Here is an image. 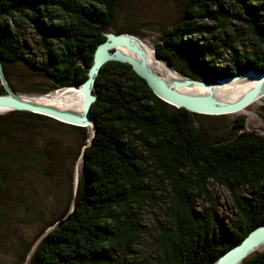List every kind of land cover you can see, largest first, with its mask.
<instances>
[{
	"label": "trees",
	"instance_id": "trees-1",
	"mask_svg": "<svg viewBox=\"0 0 264 264\" xmlns=\"http://www.w3.org/2000/svg\"><path fill=\"white\" fill-rule=\"evenodd\" d=\"M124 1L0 0V57L13 89L19 92L11 84L15 66L25 83L21 87L37 94L85 80ZM174 1L184 12L169 32L175 37L170 44L185 56H177L175 48L167 53L164 44L157 52L175 71L209 79L245 68L264 71V54L247 50L238 55L232 49L235 55L221 64L218 48L232 46L233 36L217 32L234 20L246 22L264 46V0ZM231 5L239 12L230 13ZM29 28L38 32L35 42ZM114 32L138 34L125 26ZM95 91L93 138L86 127L39 113L0 114V224L11 218V200L25 202L30 170L47 179L61 176L69 185L60 214L45 221L41 211L33 212V222H42L34 240L53 227L30 256L33 242L28 244L22 264H133L143 217L153 208L163 212V221L152 236V264H214L264 225V138L245 130L244 120H236L238 131L227 140L208 143L194 123V117L208 115L168 104L130 64L118 61L102 67ZM215 187L230 194L232 215L218 210L211 196ZM240 264H264V251Z\"/></svg>",
	"mask_w": 264,
	"mask_h": 264
},
{
	"label": "rangeland",
	"instance_id": "rangeland-1",
	"mask_svg": "<svg viewBox=\"0 0 264 264\" xmlns=\"http://www.w3.org/2000/svg\"><path fill=\"white\" fill-rule=\"evenodd\" d=\"M239 10L240 8L234 5H231L229 8V12L232 14L238 13ZM183 12L184 5L174 0H125L123 3H120L116 9L115 27L111 28V30L114 31L118 27L124 26L135 29L138 34L133 35L139 37L145 44L147 43L149 47L153 48L154 53L155 49L157 50V47L162 44H164V46L166 45L167 53H172L174 48H172L173 46H171V44L169 45V43L172 42L175 37L171 38L169 32L173 30L177 22L182 18ZM26 32L29 40L33 39L35 42L38 36L36 29L29 28ZM217 32L222 38L233 36L232 46L222 44V46L218 48V51L223 53V59H221L223 63L221 64L224 66L227 65L226 60L235 55L232 49L237 50L238 55L243 54L246 50L254 53L258 57L264 54V46L248 29L246 22L234 20L231 23H227L225 29H220ZM169 48H171V50ZM179 55L180 54L177 53V56ZM158 60L162 65L175 70L174 66H171L166 58L160 56ZM178 60L179 59L175 60V62H178ZM245 70H247V68L237 73H243ZM18 74L19 70L15 66L11 84L19 90L18 93L24 94L25 97L40 98L42 95L46 96L59 90L62 91L63 89H57L46 94L28 92L26 88L24 90V88L21 87L25 83L17 77ZM190 78L200 81L204 80L203 76L200 78ZM213 79H215V77ZM236 120H244L245 130L255 131L264 138V96L250 103L246 109L240 112L229 113L223 116L208 115L204 117H194V123L199 129L201 137L208 143L227 140L229 136L237 132L238 128L234 127ZM236 123H238V121ZM88 130L90 131L91 129L88 128ZM90 132L93 133V129ZM81 162L82 156L76 162L75 182L79 176L77 174ZM68 167L70 169V163H68L67 168ZM28 173L25 202L15 205L11 200L8 207L10 209L11 218L2 221L0 224V264H22V255L25 249L28 248V244L30 242L32 244L33 242L28 252V256H30L40 238L53 227L51 226L44 230L34 240L42 227V222H33V212L41 211L45 221H49L56 214H60L66 206L69 189L68 180L64 181L61 176L47 179L36 170H30ZM211 196L217 203L216 206L218 210L225 211L229 215H232L234 212L232 208V198L225 189L215 187L211 191ZM162 197L163 195H161V198ZM200 201L202 202V200ZM25 204L27 206H23ZM30 208L34 211H31ZM159 220L163 221V212L158 208H153L145 213L143 217L144 233L142 236V244L135 247L136 257L131 258L133 264H152V258L149 253H151L153 249L151 242L152 236ZM259 251H264V245H262ZM252 254L250 255L252 256ZM247 258H249V256ZM26 262L27 261H25L24 264H26Z\"/></svg>",
	"mask_w": 264,
	"mask_h": 264
},
{
	"label": "water",
	"instance_id": "water-1",
	"mask_svg": "<svg viewBox=\"0 0 264 264\" xmlns=\"http://www.w3.org/2000/svg\"><path fill=\"white\" fill-rule=\"evenodd\" d=\"M130 35L135 36L130 33H116L114 31L105 33V40L99 42L94 52L93 64L89 67L87 78L78 85L66 87L67 89L76 87V89L82 91V114H77L69 110L58 109L43 104H33L22 99L19 93L10 85L4 69L3 61L0 57V82L5 90V93L0 94V114L13 110L39 113L67 124L86 128L92 127L93 138L96 133V124L94 122L91 108L97 98L95 92L97 76L100 74L102 67L110 61L130 64L133 70L147 81L152 91L168 104L177 108H186L193 113L204 115H225L235 113V111L240 110L256 101L259 90L264 84V71L260 72L254 69H247L243 73L240 72L227 75L224 78H215L213 80L203 77L204 80L200 81L184 76L185 79L168 84L165 79L161 78L159 74L153 71L143 60L144 51L139 47V45H131L129 40ZM117 46L131 48L137 53V56L126 53L117 48ZM175 51L181 56H185V52L181 49L176 48ZM155 55L157 58L160 57L156 49ZM188 61L193 70V63H191V59L189 58ZM245 77L254 80L255 84L253 88H251L240 99L232 103L219 101L213 96V94L192 95L182 93L177 89L184 83H196L200 86L216 88L223 85L227 80H239ZM263 244L264 225H261L252 230L241 243L226 251L214 262V264H240L248 256H250V254L255 251H259Z\"/></svg>",
	"mask_w": 264,
	"mask_h": 264
},
{
	"label": "bare ground",
	"instance_id": "bare-ground-1",
	"mask_svg": "<svg viewBox=\"0 0 264 264\" xmlns=\"http://www.w3.org/2000/svg\"><path fill=\"white\" fill-rule=\"evenodd\" d=\"M129 40L132 46H134L135 44L139 45V47L144 51L143 60L157 74L158 73L162 74V75L159 74V76L165 79V81L168 84H172L175 81H180L185 79V77L181 75V73L179 74L177 71L165 65H162L158 60L157 56L155 55L153 48L149 47L147 43L145 44L139 37L130 35ZM117 48L123 50L126 53H130L137 56V53L134 52L131 48H127L125 46H117ZM254 84H255L254 80L245 77L239 80H229V81L227 80L223 85L218 86L216 88L204 87L196 83H184L183 85L179 86L177 89L182 93L192 94V95L213 94V96L219 101L232 103L240 99L251 88H253ZM19 95L22 99L27 100L33 104H43L58 109L69 110L77 114H82L83 93L81 90L76 89V87L70 89L64 87L62 91L59 90L51 94H48L46 96L42 95L40 96V98H31L29 96L25 97V95L21 93H19ZM262 96H264V84L259 90L257 100L260 99ZM246 108L247 106L240 110L235 111V113L240 112L241 110H244ZM211 116H220V115H211ZM89 129L92 130L93 128L90 127Z\"/></svg>",
	"mask_w": 264,
	"mask_h": 264
},
{
	"label": "flooded vegetation",
	"instance_id": "flooded-vegetation-1",
	"mask_svg": "<svg viewBox=\"0 0 264 264\" xmlns=\"http://www.w3.org/2000/svg\"><path fill=\"white\" fill-rule=\"evenodd\" d=\"M169 45H170V43H169ZM172 48H178V47H172ZM170 50H171V48H169ZM169 51V50H168Z\"/></svg>",
	"mask_w": 264,
	"mask_h": 264
}]
</instances>
